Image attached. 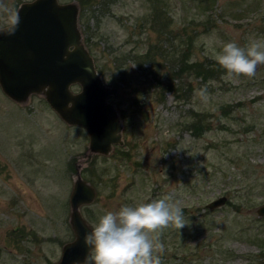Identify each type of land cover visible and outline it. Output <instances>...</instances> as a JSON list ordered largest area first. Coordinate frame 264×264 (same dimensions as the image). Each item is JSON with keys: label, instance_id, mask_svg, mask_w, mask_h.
Returning a JSON list of instances; mask_svg holds the SVG:
<instances>
[{"label": "rangeland", "instance_id": "obj_1", "mask_svg": "<svg viewBox=\"0 0 264 264\" xmlns=\"http://www.w3.org/2000/svg\"><path fill=\"white\" fill-rule=\"evenodd\" d=\"M25 1L0 0V27ZM60 1L78 4L85 45L117 89L109 100L123 144L86 156L88 133L64 122L43 95L19 103L0 88V264L58 261L74 236L69 194L77 162L96 190L81 206L93 227L109 211L170 196L188 224L152 234L163 244L154 253L162 264H264V215L257 213L264 65L253 77L223 71L204 80L193 70L172 77L185 51L189 62L210 63L227 42L264 41V0ZM169 83L185 93L166 91ZM195 122L203 125L198 134ZM220 196L222 205L208 207Z\"/></svg>", "mask_w": 264, "mask_h": 264}, {"label": "water", "instance_id": "obj_2", "mask_svg": "<svg viewBox=\"0 0 264 264\" xmlns=\"http://www.w3.org/2000/svg\"><path fill=\"white\" fill-rule=\"evenodd\" d=\"M16 13L19 25L13 35H7L12 24L0 27L3 93L19 103L31 94L43 95L64 122L82 127L88 133L86 156L91 152L107 155L113 145H122V121L109 100L117 89L105 83L85 45L79 28L78 4L31 0L22 2ZM72 85H79V90L73 91ZM45 87L50 90H44ZM82 166V162L75 164L69 194V224L74 236L63 243L60 258L52 264H83L89 252L84 236L93 226L82 214L81 206L96 198V190L82 177ZM225 201L226 197L220 196L208 207H217ZM257 213L264 215V204L257 208Z\"/></svg>", "mask_w": 264, "mask_h": 264}, {"label": "clouds", "instance_id": "obj_3", "mask_svg": "<svg viewBox=\"0 0 264 264\" xmlns=\"http://www.w3.org/2000/svg\"><path fill=\"white\" fill-rule=\"evenodd\" d=\"M10 18L12 27L7 35H13L19 25L18 13L11 14ZM215 60L228 78L253 77L258 66L264 65V41L252 40L245 47L227 42L216 53ZM44 90L49 91L50 87ZM69 105L71 109L72 104ZM186 224L182 208L170 196L109 211L84 236L89 252L83 264H162L154 253L162 250L163 244L152 234L170 226L180 230Z\"/></svg>", "mask_w": 264, "mask_h": 264}, {"label": "trees", "instance_id": "obj_4", "mask_svg": "<svg viewBox=\"0 0 264 264\" xmlns=\"http://www.w3.org/2000/svg\"><path fill=\"white\" fill-rule=\"evenodd\" d=\"M91 1L92 0H79V3H80V6H85L87 4H90ZM84 42L87 46L89 45L86 38H84ZM184 55H185L184 59H181L177 65V67L172 69V75H173L172 77L173 78H175V77L178 78L180 76V73L183 72L184 70H190V71L193 70V72L198 77H201L204 80H206L209 77H212L213 75H215L218 72L225 71L215 60L210 62V63H204V62H198V61L189 62V61H187V56H188L187 51L184 52ZM140 57H142V56H140ZM145 57L146 58H143V57L142 58L150 60L151 59L150 53L147 54ZM99 72H100V68H99ZM165 88H166V91H171V90L175 89L176 92H179V93L184 92L185 93V90L183 87L179 86L176 88L175 86H173V84H170V83L166 84ZM163 93H165V92L162 90L160 92V95H159L160 99L163 97ZM179 93H177V95ZM191 125L193 127V131L195 134H198L199 132L202 131V128H203L202 124L199 123V125H197V122H195V123H192ZM188 127H189V125L186 126V128H188Z\"/></svg>", "mask_w": 264, "mask_h": 264}]
</instances>
